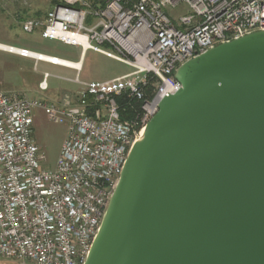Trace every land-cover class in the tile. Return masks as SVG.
Instances as JSON below:
<instances>
[{
	"label": "built area",
	"instance_id": "2783aa9c",
	"mask_svg": "<svg viewBox=\"0 0 264 264\" xmlns=\"http://www.w3.org/2000/svg\"><path fill=\"white\" fill-rule=\"evenodd\" d=\"M185 3L178 25L165 13ZM27 34L92 50L129 68L105 82H83L81 68L57 56L0 43V51L72 69L80 86L59 102L0 92V258L18 264H85L127 157L181 84L176 69L220 44L264 30V0H56L44 18L23 21ZM72 62V61H71ZM67 127L55 169L34 133L33 111Z\"/></svg>",
	"mask_w": 264,
	"mask_h": 264
},
{
	"label": "water",
	"instance_id": "95a60500",
	"mask_svg": "<svg viewBox=\"0 0 264 264\" xmlns=\"http://www.w3.org/2000/svg\"><path fill=\"white\" fill-rule=\"evenodd\" d=\"M85 264H264V30L175 71Z\"/></svg>",
	"mask_w": 264,
	"mask_h": 264
},
{
	"label": "rangeland",
	"instance_id": "374dc122",
	"mask_svg": "<svg viewBox=\"0 0 264 264\" xmlns=\"http://www.w3.org/2000/svg\"><path fill=\"white\" fill-rule=\"evenodd\" d=\"M52 6L53 0H0V43L29 47L43 54L78 62L81 48L67 46L59 41L45 40L38 31L27 34L21 28L23 21L27 19L44 18ZM164 11L176 25L179 17L193 14L185 3H180L175 8L165 7ZM130 71L131 68L89 50L83 59L80 79L83 82H105ZM44 73L64 78H75L77 75L72 69L47 63H39L38 70L35 71L33 61L0 51V92L59 102L64 94H77L80 89L76 84L52 77L49 80V91L40 92L38 84ZM33 116L34 140L45 155L44 167L53 170L67 134V127L51 123L41 109H35ZM0 264L18 263L0 258Z\"/></svg>",
	"mask_w": 264,
	"mask_h": 264
},
{
	"label": "bare ground",
	"instance_id": "6f19581e",
	"mask_svg": "<svg viewBox=\"0 0 264 264\" xmlns=\"http://www.w3.org/2000/svg\"><path fill=\"white\" fill-rule=\"evenodd\" d=\"M43 58L45 60H49L50 56L43 55ZM65 64L71 65V66L76 67V68H81L82 67V63L81 62L75 63V62L65 61Z\"/></svg>",
	"mask_w": 264,
	"mask_h": 264
},
{
	"label": "crops",
	"instance_id": "0c3cea01",
	"mask_svg": "<svg viewBox=\"0 0 264 264\" xmlns=\"http://www.w3.org/2000/svg\"><path fill=\"white\" fill-rule=\"evenodd\" d=\"M20 25V23L18 24V26ZM20 27V26H19ZM39 32V31H38ZM39 34L41 35V33L39 32ZM19 39H17V41H18ZM9 41V40H8ZM13 42V41H12ZM10 45H13V44H10ZM15 46H17V45H15ZM19 47H24V46H19ZM24 48H28V49H31V48H29V47H24ZM32 50V49H31ZM33 51H35V50H33ZM2 52V51H1ZM37 52V51H36ZM5 53V52H4ZM40 53V52H39ZM6 54H8V53H6ZM43 54V53H42ZM9 55H11V54H9ZM18 57V56H17ZM20 58V57H19ZM20 59H24V58H20ZM83 59H84V57H82V58H80L79 59V61L78 62H81L82 63V65H83ZM24 60H26V59H24ZM28 60H30V59H28ZM30 61H32V60H30ZM71 62V61H70ZM78 62H75V63H78ZM40 83V82H39ZM39 85V84H38Z\"/></svg>",
	"mask_w": 264,
	"mask_h": 264
},
{
	"label": "trees",
	"instance_id": "16d2710c",
	"mask_svg": "<svg viewBox=\"0 0 264 264\" xmlns=\"http://www.w3.org/2000/svg\"><path fill=\"white\" fill-rule=\"evenodd\" d=\"M56 3V0H53V5ZM45 55H47V54H45ZM51 56H54V55H51ZM49 91V90H48Z\"/></svg>",
	"mask_w": 264,
	"mask_h": 264
}]
</instances>
